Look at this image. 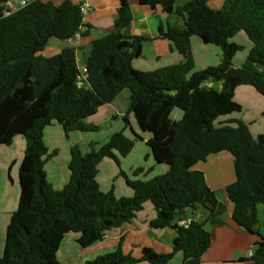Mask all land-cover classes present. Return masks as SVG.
Instances as JSON below:
<instances>
[{
  "label": "trees",
  "instance_id": "1",
  "mask_svg": "<svg viewBox=\"0 0 264 264\" xmlns=\"http://www.w3.org/2000/svg\"><path fill=\"white\" fill-rule=\"evenodd\" d=\"M6 1L0 0V144L11 145L15 136L22 135L25 149L18 172V206L6 226L0 264H59L57 254L65 234L77 233V244L90 247L103 240L106 230L130 221L146 202L156 211L152 227L177 231L171 252L155 255L143 248L142 256L136 258L122 251L121 237L114 250L79 264H165L179 252L182 264H201L211 243L210 233L205 221L194 219L191 212L200 205L206 220L221 223L225 206L196 164L221 151L233 155L236 178L227 186L234 205L232 218L259 236L250 263L264 264V237L258 231L256 208L264 204V134L253 137L241 120L215 124L220 116L241 111L234 100L236 87L250 85L264 97V0H224L218 9L211 8L208 0H189L177 6V0H138L142 5H160L169 15L186 16L185 30L169 23L164 30L159 24L160 34L172 42L183 60L147 71L132 65L145 37L128 33L133 20L130 3L118 0L112 31L91 43L84 60L87 84L83 85L76 79L75 47H64L51 57L40 53L52 37L67 40L87 34L82 30L79 4L32 0L4 16ZM240 31L252 47L243 64L235 67L233 58L243 47L231 38ZM192 35L220 48L217 65L194 70ZM208 82H221V88ZM125 88L129 90L128 113L142 132L151 134L147 145L152 156L167 164L168 170L140 179L129 178L120 169L133 194L116 196L113 189L101 190L97 180L100 162L111 158L120 167V157H126L135 145L120 130L99 146L92 142L86 153L72 145L69 180L54 189L44 165L57 150L48 153L44 129L53 122L66 135L97 129L85 119ZM175 108L182 111L178 120L171 119ZM123 118L127 126V115ZM143 170L136 167L132 176ZM188 218L187 228L179 226L180 220Z\"/></svg>",
  "mask_w": 264,
  "mask_h": 264
},
{
  "label": "crops",
  "instance_id": "2",
  "mask_svg": "<svg viewBox=\"0 0 264 264\" xmlns=\"http://www.w3.org/2000/svg\"><path fill=\"white\" fill-rule=\"evenodd\" d=\"M30 1L32 0H7L4 3V7L19 9L22 2L28 3ZM42 1H52L55 4H59L63 0ZM72 1L78 4L86 1L89 4L88 13L83 17L84 24L82 27V30L87 31V34L85 36L79 34L74 38L67 40L61 39V41H53L55 37L50 38L44 50L40 52L44 57L54 56L64 47L73 46L76 50V59L78 62L80 60L79 53L81 50L84 48H87L88 50L91 49L90 47L93 40L112 31L114 20L117 17V9L119 6L118 0ZM188 1L189 0H177L176 6L183 5ZM129 3L133 20L128 33L145 37V40L142 42L140 56L134 58L132 61L133 67L138 70L147 71L181 62L183 60L182 55L169 39L160 34L159 24L162 23L164 30L167 28L168 23L185 30L186 16L177 14L169 15L160 5H142L138 2V0H129ZM223 3L224 0H208V5L214 9L220 8ZM246 36L247 35H245L243 31H240L231 38V41L238 43L243 47L242 51H238L233 58V65L235 67H239L243 64L249 50L252 47V42ZM46 48L50 49V56L44 55ZM89 52H87V55ZM191 54L194 60V70L217 65L221 58V50L218 46L205 44L196 35L191 36ZM77 65L78 67H82L84 66V62L81 65L77 63ZM207 84L214 87L218 86L217 89L221 88V82H208ZM119 94L112 102L100 106L95 114L87 117L85 119V123L93 126L96 125V120L94 119L96 116H100V118L106 117L107 120L110 119L114 124H118V127H120V129L125 133L126 124L123 117L126 114L128 126L131 130H133L132 117L134 118V116L132 113H128L129 105L127 107L120 106L118 103ZM234 100L241 105V110L245 111V113L232 115L224 121L228 122L231 120H241L248 126L253 137L258 136L259 134H264V122L261 121L262 117L264 118V97L257 92L254 87L250 85H240L235 89ZM178 115V113H175L172 119L178 120V117H182V113L181 116ZM122 122L124 123V126L122 125ZM73 132L89 131L69 132L72 134L65 135L67 142L64 146L62 143L64 130L59 123L53 122L44 129V143L48 148V153H51L54 149L58 150L57 154L50 157L44 165L47 180L52 184L54 189H61L68 182L70 177V170L68 168L70 147L74 144L80 145L79 142H76V139L82 140L84 138L83 135H73L75 134ZM113 133L114 132L111 131L109 136ZM148 134L149 135L144 138L146 144L147 140L151 137V134ZM140 141L143 140L140 139ZM92 142L98 143L97 146L102 144L90 137L85 142L88 150H84V152L82 150L83 153L90 151V144ZM60 147L68 151V157L56 159L61 152ZM135 147L136 141L132 151ZM24 149L25 138L22 135L15 136L11 145L0 144V255L3 251L7 223L10 215L17 209L18 206L20 195L18 172L24 155ZM131 152L126 157H120L121 165L123 163L122 159H126ZM146 155L147 158H149L148 154ZM152 158L157 165H164L162 170H160L161 174L168 170L169 166L167 164L158 163L153 156ZM120 167H118L111 158H104L100 162L98 165L97 180L101 190L108 191L110 189V183L112 180L117 179V173H119ZM136 167L133 166L129 169L132 172ZM152 168L153 166H149V169ZM196 169L201 170L204 173L207 185L214 192L217 200L225 206L224 212L219 216L221 223H212L210 220H206L207 214L203 211L200 205H197L191 212V216L194 219L205 221L204 227L210 233L211 243L202 256L201 264H251L249 252L253 251L254 243L259 239V236L247 232L232 218L234 205L229 198L227 186L234 182L236 178L233 165V155L228 151H221L212 154L205 160L198 162L196 164ZM148 171L149 170L144 168L143 172L139 176H132V178H140L141 176L145 177L148 174ZM104 173H106V178L103 177L102 179ZM131 190L132 189H128L124 192H120L121 194L116 193L115 190L114 191L117 196H131ZM256 208L258 213V231L264 237V204L258 203ZM155 215L156 211L154 206L150 202L144 203L143 209L137 212L130 221L123 223L120 227H113L106 230L103 240L90 247L83 248V250H92V256L91 258H87V256L82 257L81 259L83 260L79 263L114 250L121 237L123 238L121 245L122 251L125 254H131L136 258L142 256L143 248H150L155 255L171 252L174 239L177 236V231L172 227H152L150 225V221L155 217ZM69 233L65 234L58 250L57 257L59 264H61V248L64 244L66 236H68ZM72 233V240L76 241L78 234L74 232ZM76 254L77 253L71 255L64 254L63 258L64 260L70 262V258H73ZM182 262L183 254L179 252L165 264H182ZM132 264L153 263L140 261Z\"/></svg>",
  "mask_w": 264,
  "mask_h": 264
},
{
  "label": "rangeland",
  "instance_id": "3",
  "mask_svg": "<svg viewBox=\"0 0 264 264\" xmlns=\"http://www.w3.org/2000/svg\"><path fill=\"white\" fill-rule=\"evenodd\" d=\"M245 33V32H243ZM246 35V34H245ZM247 37V36H246ZM53 41H61V39L58 38H54ZM91 48V47H90ZM91 50V49H89ZM89 50L87 48H84L83 50L80 51L79 53V61L77 62L79 65L83 64L87 52H89ZM242 51V50H241ZM47 56H50V49L46 48L45 49V54ZM215 88L217 89L218 86H215ZM128 95H129V90L127 88L123 89L121 91V93L118 96V103L120 104L121 107H127L129 105V99H128ZM178 113V116H181L182 111L179 108H175L174 111L171 114V119L174 117V114ZM241 113H245V111L241 110L239 112H234L231 114H227V115H222L220 116L216 121L215 124H221V123H225L224 120H226V118L231 117L232 115H240ZM132 117V116H130ZM180 117H178L179 119ZM96 120V126L97 129L95 130H89V132H73L75 134V136H81L83 135V139H76V142H79L80 145H78L81 149V151L83 150H88L87 145L85 144L86 140L88 138L91 137V139H94L100 143L106 142L108 140V136L110 134L111 131L113 132H117L120 131V127H118V124H114L110 119L107 120V118L102 117L100 118V116H96L94 118ZM121 119V117H120ZM132 125H133V130H131V128L127 125L125 127V135L134 139L136 141V147L134 148V150L131 152V154L126 158V159H122V165L120 164V168H119V173H117V179L116 180H112L111 181V186L110 189H113L116 191V193H120V192H124L128 189H131L125 182V179L123 178V176L120 174V169H122L129 178H132V172L130 171V167L133 166H143L145 169L149 170L148 174L145 177H140L141 179H150L156 175L161 174L160 170H162V167H164V165H157L154 161L153 158L151 156V150L150 147L146 144V141H144V138L149 135L147 132H142L138 125L136 124L135 119L132 117ZM122 121V120H121ZM264 122V118L262 117V120ZM122 125L124 126V123L122 122ZM120 126V124H119ZM72 134V133H68ZM65 132L62 138V143L65 146L66 141V136H65ZM74 137V136H73ZM140 139H142L143 141H140ZM61 152L59 154V156H57L56 159H63L65 157H68V151L66 149H63L62 147H60ZM57 150V149H56ZM58 152V150H57ZM148 157L147 158V155ZM117 165V164H116ZM149 166H153L152 169H149ZM106 178V173L103 174L102 179ZM109 189V190H110ZM114 191V193H115ZM132 191V190H131ZM121 194V193H120ZM133 194V191H132ZM117 196V195H116ZM71 235H73V233H69L68 236H66L65 240H64V244L61 248V252H60V259H61V264H79V262L83 259H81L84 256H87V258H91L92 256V250H83V248H81L76 241L72 240ZM79 251V252H78ZM84 251V252H83ZM76 255L73 256V258H70V262L64 260L63 255L67 254V255H71V254H75Z\"/></svg>",
  "mask_w": 264,
  "mask_h": 264
},
{
  "label": "built area",
  "instance_id": "4",
  "mask_svg": "<svg viewBox=\"0 0 264 264\" xmlns=\"http://www.w3.org/2000/svg\"><path fill=\"white\" fill-rule=\"evenodd\" d=\"M24 5H26V3L22 2L21 3V7L24 6ZM88 7H89V4L86 1H83V2L79 3V9H80V13H81L82 17H84L88 13ZM16 10L17 9H15L13 7H5L4 10H3V15L7 16V15L13 13ZM76 35H79V33L76 34ZM87 78H88L87 68L85 66L78 67V74L76 76L78 84L79 85L87 84ZM190 220H191L190 218L183 219V220H180L178 222V224H179V226L187 228L189 223H190ZM252 255H253V251H250L249 252V256L252 257Z\"/></svg>",
  "mask_w": 264,
  "mask_h": 264
}]
</instances>
